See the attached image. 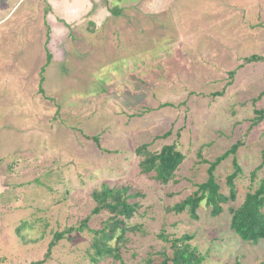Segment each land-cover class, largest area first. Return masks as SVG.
<instances>
[{
	"label": "rangeland",
	"instance_id": "obj_1",
	"mask_svg": "<svg viewBox=\"0 0 264 264\" xmlns=\"http://www.w3.org/2000/svg\"><path fill=\"white\" fill-rule=\"evenodd\" d=\"M99 9L107 17L91 22ZM253 56L264 59V0H0V264L44 261L55 234L87 218L43 264H145L171 254L161 234L193 236L204 264H264V241H240L227 211L167 210L236 143L215 173L228 194L237 160L232 207L264 179V60L244 64ZM143 145L186 157L169 185L141 173ZM104 183L141 193L123 262L91 249L111 217L92 215Z\"/></svg>",
	"mask_w": 264,
	"mask_h": 264
},
{
	"label": "trees",
	"instance_id": "obj_2",
	"mask_svg": "<svg viewBox=\"0 0 264 264\" xmlns=\"http://www.w3.org/2000/svg\"><path fill=\"white\" fill-rule=\"evenodd\" d=\"M262 60L264 59L253 56L246 59L244 64L256 63ZM254 113L257 117V123L264 120L263 110H256ZM239 145L241 143L233 145L231 150L218 157L213 163L203 161L204 164L209 165L207 180L196 185L195 191L190 193L180 203L167 208V210L175 215L187 213L194 221H198L201 218L202 209H207L209 217L212 219L220 217L227 211L231 216L230 230L240 241L258 245L264 241V179L261 180L257 187L245 194L240 206L232 207L233 204L237 203L238 191L235 182L241 173L237 160H233L234 171L226 178V185L229 189L228 194L223 192L215 175L223 161L232 155H236ZM135 152L136 155L142 157V161L139 164L141 173L146 176L152 175L151 178L161 186H167L175 179L186 158L177 150L175 145H166L159 152H151L149 151V145H143L137 148ZM201 155L202 151H199L198 156L201 157ZM261 168L260 166L251 173V181L255 180L256 174ZM139 197H141V193H131L130 187H110L106 183L102 185L99 191L93 192L92 198L96 207L92 215H99L103 211H107L111 215L102 230L93 232L95 237L91 244V249L94 250V255L97 257V259H94L95 262L105 257L113 259L114 262H123L121 250L125 248L124 246L128 242L126 235L128 232L136 230L134 227L129 228L126 222L132 220L139 209V204L131 201ZM88 222L89 218L85 219L81 228L77 230L69 229L55 234L53 241L49 245L45 260L50 258L52 249L67 234L74 231H82L83 227H87ZM159 237L170 244L171 254L169 255L166 252L159 253V260H154L152 255H150L145 260V264H204L205 257L191 244L194 239L193 236L185 234L172 240L163 234ZM113 241H116L115 246L110 245ZM45 260L35 264H43Z\"/></svg>",
	"mask_w": 264,
	"mask_h": 264
},
{
	"label": "crops",
	"instance_id": "obj_3",
	"mask_svg": "<svg viewBox=\"0 0 264 264\" xmlns=\"http://www.w3.org/2000/svg\"><path fill=\"white\" fill-rule=\"evenodd\" d=\"M98 6H100V5H97L96 7H98ZM107 12L106 11H104V10H101V9H99V11H97L93 16H92V20L93 21H91V22H93V23H95V22H100L101 20H99L100 18H102V17H107ZM95 25H97V24H95ZM96 28V27H95Z\"/></svg>",
	"mask_w": 264,
	"mask_h": 264
}]
</instances>
